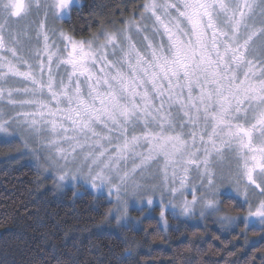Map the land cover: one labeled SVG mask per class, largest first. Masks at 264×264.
Returning <instances> with one entry per match:
<instances>
[{
  "label": "snow or ice",
  "instance_id": "1",
  "mask_svg": "<svg viewBox=\"0 0 264 264\" xmlns=\"http://www.w3.org/2000/svg\"><path fill=\"white\" fill-rule=\"evenodd\" d=\"M72 5L0 0V101L31 109L10 116L0 107L2 142L10 144L17 129L42 139L47 152L37 160L56 186L107 188L122 230L140 223L129 215L130 203L152 205L157 191L164 208L185 216L197 204L201 216L219 212L220 197L234 192L248 205L244 220L264 241V0H145L140 17L119 29L87 40L61 31L62 48L50 44L49 13L65 19ZM40 9L43 45L25 47L27 26L12 22ZM17 79L25 86L9 83ZM226 159L231 192L217 181ZM250 193L259 196L254 208ZM237 219L221 216L228 224ZM132 256L126 247L120 264H131Z\"/></svg>",
  "mask_w": 264,
  "mask_h": 264
},
{
  "label": "trees",
  "instance_id": "2",
  "mask_svg": "<svg viewBox=\"0 0 264 264\" xmlns=\"http://www.w3.org/2000/svg\"><path fill=\"white\" fill-rule=\"evenodd\" d=\"M144 3L81 0L60 27L76 39H90L138 19ZM51 184L30 163L0 162V264H120L126 247L133 253L131 264H264L258 227L168 217L163 229L150 216L125 231L108 221L110 202L104 196L74 195L71 189L58 193ZM220 210L229 216L245 213L239 200L224 195Z\"/></svg>",
  "mask_w": 264,
  "mask_h": 264
},
{
  "label": "rangeland",
  "instance_id": "3",
  "mask_svg": "<svg viewBox=\"0 0 264 264\" xmlns=\"http://www.w3.org/2000/svg\"><path fill=\"white\" fill-rule=\"evenodd\" d=\"M81 3V0H79V3H76V0H73L72 6H78ZM257 12H259V9H257ZM44 19V11L43 9L39 10V13L37 14L36 10H33L32 14L25 18L20 20L19 22H16L15 20L12 22L13 27L19 30H23L25 26L28 28V37H30V43L29 40L24 38L23 36L21 39L23 40L25 47H42L43 45V37L41 36L39 40H37V33L40 31L39 29V23L41 20ZM64 19H58L54 18L51 13H49L47 20L45 21V31L47 32L49 36V42L54 43L56 46H59L62 48L63 46V40L60 37V32L63 31L60 27L61 21ZM65 32V31H64ZM66 33V32H65ZM76 39V38H75ZM134 39L139 40L140 37L134 35ZM80 40V39H77ZM87 40V39H84ZM54 73L57 72V69L55 66H53ZM60 74H63V67H61L59 70ZM46 78V74H45ZM12 86L15 87H23L25 86L23 82H21L19 79L17 80H10L9 82ZM15 99H23L24 97L20 94H14ZM0 107L4 109V112L7 115L14 116L16 112L18 111H30L31 109L25 107L20 108L19 106L13 108L12 106L7 105L5 102L0 101ZM4 136L2 133H0V162H5L6 164H16L19 162H27L31 165H34L36 169L39 171V173L42 175V177H49L52 184L51 187L53 190L57 191L58 193H61L62 191L66 189H71L73 191L74 195H79L82 192H88L94 196L102 195L106 198L108 202H110V207L108 211V221L111 222L112 226H115L116 223L113 220V215H115V208H116V200L115 196H109L107 188H99L94 189L91 187L90 184L84 183V182H72L68 181L66 182L62 187H57L55 181V177L53 175H50L49 173H46L44 169L40 166L42 163H44L43 160H37V155L43 157L46 155L47 150L43 147V140L40 138H36L26 132H24L21 129H17L16 138L12 140L10 144L3 143ZM231 165L229 160H225L223 164L218 169V175H217V181L219 183H223L225 187L222 188V192H231V188L229 186V169ZM222 169L223 174H220V170ZM137 179H140L139 175L137 176ZM145 180L148 183H159L158 179H153L150 177H145ZM190 183L194 184L197 187V195H200V185H199V179L196 176L195 172H192L190 174ZM144 195L151 194L150 191H145L143 193ZM188 200L192 199L191 196V190L189 189L186 192ZM231 196L235 199L239 200L245 207V213L241 216H235L238 217L234 223L228 224L227 222L221 220V216H224L226 214L222 213L221 210L219 212H214L212 210H206L205 214L203 216L200 215V204H197L194 208L193 214L191 216H185L180 214V209H172L170 206L168 208H164L163 205L160 204V192L157 191L154 195V201L152 205H148L147 201L144 200L142 203L137 204L135 202L130 203L129 207V215L133 219H139V221L144 217H155L163 229H166L167 223H168V217H179V218H185L188 219L190 222L195 224H202L207 218L216 220V222L220 223L223 227H230L233 225H236L238 222H242L245 227H248L249 224L244 220V217L247 216V209L248 205L243 203V197H235V193L231 192ZM249 198L252 201L253 208L256 205L257 200L259 199V196L257 195L255 198L252 197L251 193L249 194ZM179 199V197H178ZM168 202V193L165 191L164 193V203L167 204ZM161 210H164V217L161 218L160 212ZM109 212L112 213V215H109ZM136 212V214L134 213ZM165 220L167 223H165ZM252 242V240H250Z\"/></svg>",
  "mask_w": 264,
  "mask_h": 264
}]
</instances>
